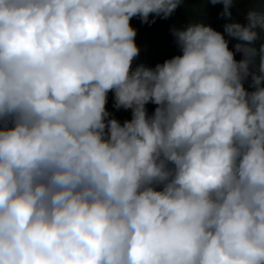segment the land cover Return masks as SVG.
<instances>
[{
	"label": "clouds",
	"instance_id": "obj_1",
	"mask_svg": "<svg viewBox=\"0 0 264 264\" xmlns=\"http://www.w3.org/2000/svg\"><path fill=\"white\" fill-rule=\"evenodd\" d=\"M182 3L0 0V264H264V0L134 67Z\"/></svg>",
	"mask_w": 264,
	"mask_h": 264
},
{
	"label": "trees",
	"instance_id": "obj_2",
	"mask_svg": "<svg viewBox=\"0 0 264 264\" xmlns=\"http://www.w3.org/2000/svg\"><path fill=\"white\" fill-rule=\"evenodd\" d=\"M259 0H246V2L238 3L232 8L231 17H221L220 12L223 9L222 4L213 6L205 3V0H184L168 19L157 18L154 24H143L139 19L133 18L131 23L138 32L136 42L140 47V54L134 61V67L140 63L154 67L156 64L163 63L165 60L175 55L182 54L181 50L175 43V39L170 29L185 28L193 22L203 21L206 25H211L217 31L224 33V25L229 21H239L246 23V17L252 7L257 6ZM230 49L234 50V45L238 43L236 39L228 37ZM242 55L237 53L236 59L239 60ZM113 94H109L108 108L112 111L117 119L121 122L131 119V110L116 111L113 107ZM149 114H151L155 105L148 104Z\"/></svg>",
	"mask_w": 264,
	"mask_h": 264
}]
</instances>
